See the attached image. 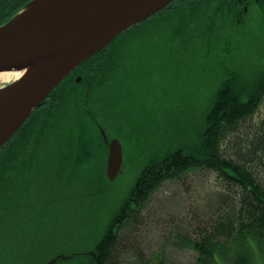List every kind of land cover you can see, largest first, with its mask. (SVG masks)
I'll use <instances>...</instances> for the list:
<instances>
[{"label": "rangeland", "instance_id": "374dc122", "mask_svg": "<svg viewBox=\"0 0 264 264\" xmlns=\"http://www.w3.org/2000/svg\"><path fill=\"white\" fill-rule=\"evenodd\" d=\"M242 20L217 15L219 27L211 20L209 27L195 28L176 16L150 28L133 26L108 45L115 67L92 66L98 71L89 114L81 100L66 120L59 116L32 152L30 170L13 173L11 195L0 198V264H90L94 244L147 161L195 141L211 98L233 71L247 78L263 71L264 0ZM182 26L186 36L176 30ZM213 29L225 38L217 42ZM194 30L207 32L211 41L210 34L221 50L205 48L203 36L189 43ZM113 139L121 146V165L109 180L107 146ZM218 189L206 170L161 185L139 213L137 251L147 259L164 250L168 264H195V252L183 249L178 236L192 238L198 223L209 225Z\"/></svg>", "mask_w": 264, "mask_h": 264}, {"label": "trees", "instance_id": "16d2710c", "mask_svg": "<svg viewBox=\"0 0 264 264\" xmlns=\"http://www.w3.org/2000/svg\"><path fill=\"white\" fill-rule=\"evenodd\" d=\"M30 1L0 0V26ZM260 1L174 0L156 15L160 21L154 24L179 16L182 23L190 27H209L211 20L219 27L217 15L235 17L239 24L243 23L250 6ZM245 5L246 13L243 11ZM152 18L140 24L148 23ZM184 28L176 30L186 36L185 32L189 30ZM219 29H213L217 30V42L225 38L224 34H219ZM195 30L189 43L194 44L203 36L205 48L212 45L221 50V44L216 45V39L210 34L211 41L207 39V32L196 33ZM101 52L98 59L102 61L93 62L99 56L96 54L83 62L71 74L72 79L61 82L44 101L49 102L50 118L36 127L34 132L38 131L39 136L56 127L61 112L75 108L77 91L81 95L80 106L86 109L91 88L97 80L96 69L102 67L101 70L110 71L115 67L110 65L108 49ZM94 64L98 66L96 69L92 67ZM86 67L88 72H84ZM233 72L220 83L211 98L195 141L185 147L160 152L144 165L130 193L109 219L100 240L94 244L95 253L90 264H124V258L132 257L135 259L133 264H168L164 250L147 259L137 251L138 243L134 237L139 236V213L165 182L178 181L186 174L200 170L211 172L217 180V214L210 215L209 225L198 223L192 238L178 236L182 248L195 252V264H216L218 259L223 264H264V114L261 112L264 69L252 78ZM76 74L82 76L81 83L85 86L82 90L79 89L81 83L74 82ZM85 113L89 114L88 110ZM34 137L36 139L38 135ZM10 154L9 150L8 156ZM13 160L11 157L0 160V198L10 196L14 189L11 178Z\"/></svg>", "mask_w": 264, "mask_h": 264}, {"label": "water", "instance_id": "95a60500", "mask_svg": "<svg viewBox=\"0 0 264 264\" xmlns=\"http://www.w3.org/2000/svg\"><path fill=\"white\" fill-rule=\"evenodd\" d=\"M171 1L49 0L20 15L22 8L1 25L0 72L38 67L0 88V148L81 63ZM107 147L106 177L112 180L121 165V146L113 139Z\"/></svg>", "mask_w": 264, "mask_h": 264}, {"label": "flooded vegetation", "instance_id": "af4514ba", "mask_svg": "<svg viewBox=\"0 0 264 264\" xmlns=\"http://www.w3.org/2000/svg\"><path fill=\"white\" fill-rule=\"evenodd\" d=\"M155 19V21L153 20ZM147 20V19H146ZM145 21V20H144ZM157 21H160L158 16H154L148 23H145L144 26L146 28H150L153 25H156L154 23H157ZM112 50V49H111ZM109 51V57L110 53L112 51ZM102 53V52H101ZM101 53H99L97 60L93 61L94 63H99V61H102L101 59H98L101 57ZM113 64V58L110 57V65ZM95 65V64H94ZM93 65V66H94ZM89 68L86 67V70L84 72H88ZM74 81L76 80L77 76H74ZM71 75L68 76V82L71 80ZM75 101L77 100L78 103H75V108L78 107L77 105L81 104V95L80 91H77L75 93ZM44 104V105H43ZM43 106L38 107L34 113L30 115L26 119V121L20 126V128L15 132V134L12 136L11 139L13 141H8L6 144H4L0 148V160H6L8 157L14 159L13 160V171L11 172V175L16 172L18 174L21 171L28 172L27 170H30V166H28V161H31L33 157V151L37 146H39V133L38 131L34 132L36 127L42 126L44 124V121L50 118V110H49V102L42 103ZM35 136L38 135V137ZM44 136V134H41ZM10 142V143H9ZM10 150L11 154L8 156V151ZM15 174V175H16Z\"/></svg>", "mask_w": 264, "mask_h": 264}, {"label": "bare ground", "instance_id": "6f19581e", "mask_svg": "<svg viewBox=\"0 0 264 264\" xmlns=\"http://www.w3.org/2000/svg\"><path fill=\"white\" fill-rule=\"evenodd\" d=\"M174 1V0H172ZM49 0H40V1H36L34 4L32 5H28L26 7H24L22 10V12L20 13V15L28 12L29 10L41 6V5H45L48 4ZM38 65H33L30 67H27L21 71H5V72H0V83H6V82H11V81H19L29 75H31L33 73V71H35L37 69ZM242 76V75H241ZM40 141L45 139V135L44 136H39L38 138ZM95 253V246H94V252Z\"/></svg>", "mask_w": 264, "mask_h": 264}]
</instances>
